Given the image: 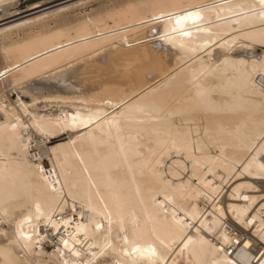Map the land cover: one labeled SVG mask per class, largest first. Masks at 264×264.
Instances as JSON below:
<instances>
[{"label": "bare ground", "instance_id": "1", "mask_svg": "<svg viewBox=\"0 0 264 264\" xmlns=\"http://www.w3.org/2000/svg\"><path fill=\"white\" fill-rule=\"evenodd\" d=\"M88 21L0 55L4 83L59 92L0 95V264H264V0Z\"/></svg>", "mask_w": 264, "mask_h": 264}, {"label": "rangeland", "instance_id": "2", "mask_svg": "<svg viewBox=\"0 0 264 264\" xmlns=\"http://www.w3.org/2000/svg\"><path fill=\"white\" fill-rule=\"evenodd\" d=\"M74 1L77 2V0H54L53 2H49V3H47L41 7H37L35 9H29L25 2H22V0H18L16 2L15 6L9 8V10L13 9V11L10 12V15L8 14L7 16H3V17L1 16L0 17V28L5 27L7 25H10L12 23H15L16 21L17 22L23 21L29 17H32L33 15L39 14L41 12H44V11H47L50 9L57 8L58 6H62L63 4H67V3L71 4L72 2H73V4L64 10L53 13L54 15L49 14L42 19H39V20H36L33 22H31V21L25 22L23 24L13 26V27L4 28L3 30H1L0 31V55L2 56L4 54V53L2 54L3 50L10 49L17 44H21L22 42L23 43L29 42V44H30V42L32 44L35 42V44H36L37 40L38 41H39V39L44 40L42 36H46L45 38L46 39L49 38V40H50V39H52V37L53 38H54V36L56 37L57 33L58 34L60 33V31L58 32V29L64 27L62 25H65V24L66 25L67 24L76 25L80 22H83V21L86 22L87 20H89L88 21L89 26L87 25L86 27L88 29H93V28H95L96 25H98L99 23H101L105 20H106V22H111L113 20V18L116 19L117 17H120L122 15L123 10L127 7V4L129 5L131 2L135 3L138 1H142V0H84V1L79 2L78 4H76ZM101 16H102V19H101ZM96 17H99V18L93 20ZM103 17L105 18V20H103L104 19ZM62 22H64V23H62ZM95 22H96V25H95ZM147 27L145 28L146 30L144 29L146 41H148L149 44H153V36H154V33L155 32L157 33V31H158V25L156 26V24H154V25L149 26L148 28ZM150 30L153 32H151ZM151 34H152V36H151ZM41 37H42V39H41ZM124 42L125 41L123 40V43H122V41L120 43L124 44ZM126 42H127V39H126ZM120 43H118V44L121 45ZM118 44H116L115 46L114 45H108V44H106V45L109 47H118ZM106 45H105V47H107ZM161 46L160 47L158 46L159 49L164 48L163 51H166L165 46H163V45H161ZM102 47H104V46H102ZM256 51H257V53L260 54L259 49H257ZM25 82L26 83H23L21 86H19V85H17V82H16V84L14 82L15 85L12 83L13 84L12 85L9 82L4 83L3 81L0 80V95H2L4 97V101L9 102L10 104L11 103L13 104V102L16 101L17 97L19 96L23 101L29 103L31 101L30 98L32 96H35V95H37V96H48V95H52V94H56V93L59 94V92L55 93L54 91H49V90H43V91H37L35 89L32 90L31 87L28 88V86H30V84H29L30 82L28 81V84H27V81H25ZM5 84H7V85H5ZM26 85H28V86H26ZM23 86H24V88H22ZM23 89L27 90V92L30 91V93L29 92L28 93L22 92ZM36 91L38 93H36ZM1 93H3V94H1ZM38 102L39 101H37V104L39 106L38 108H42L41 107L42 101L39 102L40 104ZM52 102L53 103H50L49 105H51L50 107L53 109L56 108V105H55L56 103H58V106H62V105L64 106V104H62L61 101H52ZM1 116L2 115L0 114V119H2ZM65 137H66V134H63V135L61 134L59 136L52 138L50 140V142H55V141H58L62 138H65ZM35 138H36V136H35ZM42 163H43L44 167H49V161L45 157L42 158ZM54 240H56V239L54 238ZM43 246L47 252L54 249L53 243H50V244L49 243H45V244L43 243ZM46 259H47V257H46Z\"/></svg>", "mask_w": 264, "mask_h": 264}, {"label": "water", "instance_id": "3", "mask_svg": "<svg viewBox=\"0 0 264 264\" xmlns=\"http://www.w3.org/2000/svg\"><path fill=\"white\" fill-rule=\"evenodd\" d=\"M28 0H22V2H27Z\"/></svg>", "mask_w": 264, "mask_h": 264}]
</instances>
